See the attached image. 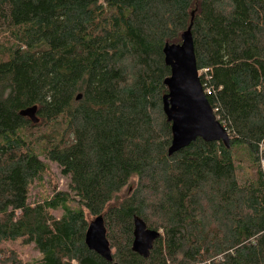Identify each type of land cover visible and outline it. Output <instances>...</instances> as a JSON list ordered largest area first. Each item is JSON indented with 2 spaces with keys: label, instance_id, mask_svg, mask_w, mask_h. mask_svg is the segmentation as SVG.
Returning a JSON list of instances; mask_svg holds the SVG:
<instances>
[{
  "label": "trees",
  "instance_id": "obj_1",
  "mask_svg": "<svg viewBox=\"0 0 264 264\" xmlns=\"http://www.w3.org/2000/svg\"><path fill=\"white\" fill-rule=\"evenodd\" d=\"M0 24L2 264H21L18 241L30 264H264V0H0ZM190 25L230 147L168 157L162 49ZM33 106L37 125L19 115ZM47 163L70 193L30 206ZM98 216L111 263L84 245ZM134 216L160 233L147 259L131 252Z\"/></svg>",
  "mask_w": 264,
  "mask_h": 264
},
{
  "label": "water",
  "instance_id": "obj_2",
  "mask_svg": "<svg viewBox=\"0 0 264 264\" xmlns=\"http://www.w3.org/2000/svg\"><path fill=\"white\" fill-rule=\"evenodd\" d=\"M162 54L165 66L170 69L169 77L163 82L167 93L161 99L162 112L167 123L170 124L171 132L167 156L171 157L198 139L204 143H222L226 149H229L228 133L216 120L200 84L191 25L181 35V43L165 44ZM80 99L81 95H78L76 100ZM19 115L27 118L33 125L39 123L36 106L21 111ZM132 236L131 252L147 259L160 233L147 229L145 223L134 216ZM84 245L104 261L112 262L101 216L89 223L84 234Z\"/></svg>",
  "mask_w": 264,
  "mask_h": 264
},
{
  "label": "rangeland",
  "instance_id": "obj_3",
  "mask_svg": "<svg viewBox=\"0 0 264 264\" xmlns=\"http://www.w3.org/2000/svg\"><path fill=\"white\" fill-rule=\"evenodd\" d=\"M4 28L2 24H0V29ZM200 75V74H199ZM47 134V128L38 127L34 131V138L37 140L38 144H40V140L45 138ZM40 160L44 161L41 157ZM48 172L43 177L42 181L33 183L29 189L27 194V203L30 206H35L42 204L43 202L50 201L54 198L58 193H70L69 190V179L65 178L61 175L60 169L51 163H47ZM126 189L119 196V200L124 198ZM52 217L58 218L60 217L61 212L56 210L55 212L49 213ZM94 218H88V223H90ZM6 248L13 251L20 260L21 264H30L33 260L38 259V253L33 249L32 246H24L21 242H16L13 245H8ZM7 255V254H5ZM2 258V262H3ZM0 262V264H2ZM72 264H76L73 262Z\"/></svg>",
  "mask_w": 264,
  "mask_h": 264
},
{
  "label": "built area",
  "instance_id": "obj_4",
  "mask_svg": "<svg viewBox=\"0 0 264 264\" xmlns=\"http://www.w3.org/2000/svg\"><path fill=\"white\" fill-rule=\"evenodd\" d=\"M198 74H200V73L198 72Z\"/></svg>",
  "mask_w": 264,
  "mask_h": 264
}]
</instances>
